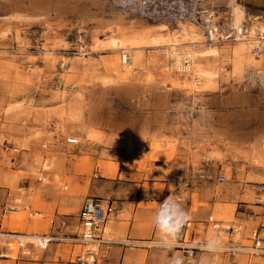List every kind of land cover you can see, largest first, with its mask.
<instances>
[{"label":"rangeland","instance_id":"1","mask_svg":"<svg viewBox=\"0 0 264 264\" xmlns=\"http://www.w3.org/2000/svg\"><path fill=\"white\" fill-rule=\"evenodd\" d=\"M30 1L0 0V264L92 262L99 246L71 238L83 198L100 196L106 181L143 180L176 200L190 226L198 224L195 241L249 244V231L264 225V165L251 148L264 131V43L255 53L253 40L235 37L230 4L195 0L218 26L210 40L204 14L183 15L190 0H105L85 13ZM116 11L125 14L122 26L112 23ZM243 11L246 37L259 36L249 17L264 18V5L246 2ZM206 46L214 52L189 65L182 57L188 68H179L176 52ZM110 230L107 223L104 238ZM43 234L61 239L41 248L21 237ZM155 235L160 241L157 228ZM208 253L207 263L231 262ZM233 260L264 264V255Z\"/></svg>","mask_w":264,"mask_h":264},{"label":"crops","instance_id":"2","mask_svg":"<svg viewBox=\"0 0 264 264\" xmlns=\"http://www.w3.org/2000/svg\"><path fill=\"white\" fill-rule=\"evenodd\" d=\"M262 134L264 131L253 135L251 139L254 141L257 136ZM105 183L99 194L109 197L115 210L111 213L112 218L107 220L111 228L109 238H104L105 242L96 243L100 251L94 254L93 261L89 264H173L174 261L177 264H186L182 263L185 257L182 249L174 245L163 247L155 237L154 216L164 201L160 198V192H155L153 187L146 186V182L143 180L137 182L106 181ZM152 223L153 225H151ZM197 229L198 224L191 233V240L202 236V234H198L199 230ZM229 236L231 238L232 234ZM178 238L179 236L176 239L178 240ZM151 241L158 243L150 245ZM206 255L211 254L208 252L198 253L195 264H217L213 259L209 263L205 262ZM80 259L78 257V260ZM20 262L18 260L17 264ZM81 263L84 264L86 261L77 264ZM29 264L54 263L37 261L29 262ZM59 264L74 263L69 260H61Z\"/></svg>","mask_w":264,"mask_h":264},{"label":"built area","instance_id":"3","mask_svg":"<svg viewBox=\"0 0 264 264\" xmlns=\"http://www.w3.org/2000/svg\"><path fill=\"white\" fill-rule=\"evenodd\" d=\"M190 6L187 7L183 13L184 16L194 19L198 21L201 16H203L204 9L197 3L195 0H190ZM203 24L205 28V34L210 40H214L218 35V26L213 21L212 15L208 14L207 16L204 14L202 17ZM245 30V25H243ZM216 36V37H215ZM260 51V47H254V52L258 53ZM129 57L126 52H122L120 61L121 63H126ZM67 142L75 143L77 139L75 137H67ZM223 176H219V180H223ZM258 188L264 191V182L259 183ZM7 207H3V211L5 212ZM115 208L112 206L110 199L103 198L95 195H86L81 203L80 210L78 213V223L80 227V231L74 238L80 243L89 244V243H100L105 242L106 239L102 237V235L106 232V222L111 213ZM211 223V226L215 229L220 228V223L216 219H212V217L208 218V221ZM191 220H187L182 228L177 243H173L174 246L180 248L184 251L185 260L187 262H191L193 259H196L198 253L203 252H214V253H222L227 254L228 258L231 260L230 264H236L233 258L240 254L245 253L247 255H264V225H258L252 228L249 231L248 239L251 241L249 244H242L239 241H234L229 239L226 245H218L217 248L213 251H210L206 248L208 241L203 239L202 242H198L195 240H191L192 228L190 226ZM231 232L234 231V227H231ZM235 231L238 233L240 230ZM60 237L54 234H43L40 235V238L37 239V246L41 248H46L47 245L53 240H60ZM158 242L151 241L150 245H156Z\"/></svg>","mask_w":264,"mask_h":264},{"label":"bare ground","instance_id":"4","mask_svg":"<svg viewBox=\"0 0 264 264\" xmlns=\"http://www.w3.org/2000/svg\"><path fill=\"white\" fill-rule=\"evenodd\" d=\"M16 1V0H15ZM32 1V0H31ZM30 1V2H31ZM85 2L87 1L86 5H82L81 3L82 2ZM222 1H225V3L228 2V4H230L231 6V9H230V13H231V24L234 26V34L236 35L235 37L240 38L242 37V39L248 41V39H251L253 40V43L254 45L258 46V47H262L263 43H264V18L263 16H260V15H255V16H250L249 17V24H250V33H256L259 34V36H250V37H246V33L244 32H247L248 31V28L246 30H244L243 28V25H242V18L244 16V11H243V4H245L246 2L247 3H251V5L255 6V7H260V6H263L264 5V0H200L201 4L205 5V7L207 5H212V4H215V3H219V2H222ZM6 2V1H5ZM35 2V1H34ZM34 2H31V3H34ZM38 2V1H37ZM103 2H105V0H46L45 1V4L49 3L47 5V7H54V8H62V7H66L67 5L68 6H74V8L76 9H79L80 12L82 13H85L86 9H87V6L89 4H92L93 6H96L98 9H103ZM2 3V2H1ZM36 3V2H35ZM223 3V2H222ZM4 4V3H3ZM8 4V3H7ZM20 4V3H19ZM30 4V3H29ZM44 4V5H45ZM5 5V4H4ZM36 5V4H35ZM41 5V3H40ZM6 6V5H5ZM14 6V5H13ZM35 7V6H34ZM15 9V8H14ZM35 9V8H34ZM52 9V8H51ZM50 10V9H49ZM63 10V8H62ZM76 13L78 14L77 10H75ZM98 11V10H97ZM104 11V10H103ZM45 12V11H44ZM204 12H206V10H204ZM48 13V12H47ZM46 13V14H47ZM100 13V12H99ZM207 13V12H206ZM50 14V12H49ZM84 15V14H83ZM124 12L122 11H116V12H113L111 13V16H112V20L113 22L112 23H116L118 26H120L121 24L124 23ZM245 17V16H244ZM111 18V17H110ZM109 18V19H110ZM86 19V17H85ZM102 19V18H101ZM101 19H97V23H101L102 20ZM104 19V18H103ZM108 20V18L106 19ZM104 20V21H106ZM83 23L86 22L84 21V19L82 20ZM91 23V22H90ZM105 23V22H103ZM122 26V25H121ZM191 28V27H190ZM193 28V27H192ZM192 35L195 37L198 35L197 33V30H194V29H191L190 30ZM112 42L114 44H119V48H121V42H118L117 40L115 39H112ZM124 51V50H123ZM214 52V49L213 47H205L199 51H196V50H193V49H190L188 51H179V52H176V60H177V64L179 66V68H188V65H189V62L192 61L194 62V60L198 57V56H207L209 53H212ZM128 55V54H127ZM182 57L183 59L186 58V61L188 62V65H181L180 61L182 60ZM121 58V56H120ZM131 60V57H129L128 61L126 63H122V64H126V66H128L129 64V61ZM180 63V64H179ZM198 73L197 75L198 76H204L206 79H209L210 78V73L207 72V71H204V70H201V69H198ZM258 73L259 74H263V70L262 69H259L258 70ZM131 75V74H130ZM126 78V77H125ZM124 79V77H123ZM196 82H199L198 80H196ZM231 99V98H230ZM240 101V100H239ZM230 103V102H229ZM243 103V102H242ZM241 103V104H242ZM162 104V103H161ZM225 105V104H224ZM94 106V105H93ZM91 109V107H90ZM92 113L93 110H89V113ZM232 112V111H231ZM90 113V114H91ZM232 116V115H231ZM88 119V118H87ZM90 119V117H89ZM222 119V118H221ZM223 120V119H222ZM88 121V120H87ZM92 118H91V121L90 123H92ZM89 123V121H88ZM240 125V124H239ZM152 130V129H151ZM111 137V140L110 141H113L115 139V135L114 134H111L109 135ZM106 137V136H105ZM251 148H252V151H253V154H254V160L256 162H260L261 165H264V134L262 135H259L257 136V139H255L253 142H252V145H251ZM251 150V149H250ZM251 152V151H250ZM14 236H17V235H14ZM18 237V236H17ZM21 237H23L25 240L26 239H29V240H33L35 239V242H36V239H39L40 236L39 235H35V236H31V235H21ZM19 238V241L21 243H25V241L21 240L20 237ZM34 241H32L33 243ZM30 243V241H29ZM35 244V243H34Z\"/></svg>","mask_w":264,"mask_h":264},{"label":"clouds","instance_id":"5","mask_svg":"<svg viewBox=\"0 0 264 264\" xmlns=\"http://www.w3.org/2000/svg\"><path fill=\"white\" fill-rule=\"evenodd\" d=\"M187 221V213L174 199L164 200L154 216V224L160 233V243L163 247H170L179 236ZM218 241L210 240L206 248L213 251L218 246ZM173 264H177L176 261Z\"/></svg>","mask_w":264,"mask_h":264}]
</instances>
